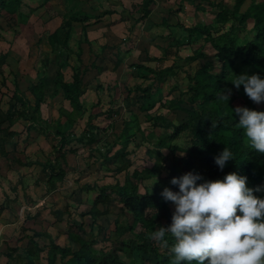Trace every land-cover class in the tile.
I'll use <instances>...</instances> for the list:
<instances>
[{"label": "rangeland", "instance_id": "374dc122", "mask_svg": "<svg viewBox=\"0 0 264 264\" xmlns=\"http://www.w3.org/2000/svg\"><path fill=\"white\" fill-rule=\"evenodd\" d=\"M208 2L213 3L214 6L220 4L231 11L235 0H174L173 2L153 0L148 7L151 14L143 21L139 20L140 14L134 10V5L140 4V0H47L45 3L43 0H24L13 14L0 11V182L2 181L3 184L1 186L17 185L16 182L22 174H26L24 177L31 176L30 180L36 176V179L41 181L40 185H33L30 180L24 181L29 195L30 191L38 192L36 199H39L44 196L42 195L44 192L54 190L44 199L45 204H51L52 211L67 208L73 219L82 222L86 232L88 218H81L79 213L85 211L86 201H91L97 190L86 196L75 190L72 196H69L71 188L85 184L100 186L123 182L125 171L116 174L114 164L109 165L107 169L101 166L98 151L111 155L119 148L123 119L128 116L126 103L123 100L126 96L125 90L132 92L127 104L135 108L136 105L132 102L135 103L133 98L139 94V91L134 88L137 86L143 88L149 82L146 79L149 75L146 68L159 69L177 65L175 71L178 72V69L182 71L180 77H169L160 86L159 96L166 100L177 97L179 92L186 91L188 81L183 72L192 75L206 60L213 61L215 52L203 37L186 44L184 41L187 35L181 29V26L185 28L195 25L211 26V33L214 36L227 31L231 22L216 24L214 12L218 11V7L211 9ZM250 2L251 0H247L240 12H243ZM198 5L204 8V12L196 10L195 7ZM107 10H113L115 13L112 16H103L102 12ZM73 15L96 16L100 19V25L95 29L89 28L87 37L86 32L82 35L85 31L81 28L83 25L68 22ZM103 19L105 20L102 21ZM164 20L167 22L164 23ZM65 23H69V29L65 27ZM251 27L252 20H248V30ZM52 32L57 33L60 41L64 40L68 32L69 50L66 67H62L64 58L52 50L48 41ZM107 45L110 47L108 51L100 50V47L106 48ZM127 49L130 51L125 53ZM195 52L202 54V57H196L193 61L188 60ZM118 58L119 63H117ZM92 63L94 66L91 65ZM95 65H101V70L98 71ZM78 67L83 74V82L86 83V95L83 96L85 111L82 116L77 117L71 132L79 136L86 127L88 116L97 111L105 113L112 102H114L112 107L119 108V113L113 115L111 119L105 116L93 119V124L96 123L101 128L107 127L106 132L101 133L97 137L98 141L91 146H82L73 142L66 146L65 151L69 147L78 148V151L75 154L66 151L64 162L59 156L60 138L55 135V128L58 121L62 123L65 120L61 115V109L70 110V108L61 91L54 93L52 83L60 78L65 82L71 81L72 69ZM41 79L45 80L46 85L43 105L37 120L31 122L18 119L9 126L4 112L15 86L17 85L18 94L27 102L30 108L27 115H30L34 99L29 87ZM174 86L177 89L172 91ZM229 90L231 95L236 88ZM98 100L99 104L95 105ZM237 105L240 106V101L235 100L233 106ZM255 106L261 108L262 103H255ZM157 107L158 105L155 109ZM157 112L165 114L164 116L175 124L185 118L183 111L178 109L159 108ZM99 120L101 122H98ZM138 120L140 127L145 130L146 140L141 143V137L137 134L134 142L127 147L128 158L131 161L128 169L130 171L152 165L145 151L161 132L160 128L150 130L145 113L139 112ZM26 128L29 129L28 132ZM7 129L14 131L15 136L5 137L3 130ZM189 138V133H182L174 141V145L183 148L188 145ZM115 142L117 144L112 147ZM138 143L142 144L141 147H136L135 144ZM166 152L163 150L164 154ZM48 162L51 164L48 169L53 168V173L62 170L64 174L62 181L56 182L55 187L42 184L47 179V172L43 171L42 165ZM167 164H170L169 160ZM119 207L118 203L112 204L108 214L97 219V223L105 229L104 233L109 242H102L95 248L108 247L111 241L117 239L114 220L118 215ZM72 218L63 215L60 227L52 216L51 223H48V226L43 224V227L49 236L56 238L57 235V240L55 239L57 244L76 250L78 244L70 238L67 240L64 233ZM70 229L77 234L81 233L84 239L88 238L79 229L69 228V231ZM128 236L129 234H126L121 239ZM44 255L45 253L41 258L38 257V264H45ZM66 260L67 258L64 261ZM55 264L62 263L57 259Z\"/></svg>", "mask_w": 264, "mask_h": 264}, {"label": "trees", "instance_id": "16d2710c", "mask_svg": "<svg viewBox=\"0 0 264 264\" xmlns=\"http://www.w3.org/2000/svg\"><path fill=\"white\" fill-rule=\"evenodd\" d=\"M23 1L0 0V11L13 14ZM43 1L45 3L47 0ZM152 1L140 0V4L134 5L135 12L140 14L139 20L143 21L150 14L148 7ZM246 1L235 0L231 11L220 4L214 6L213 3H207L211 5V9L218 7V11L214 12L216 24L231 22L227 31L219 35L214 36L211 33V26L195 25L190 28L181 26L184 34L187 35V39L184 41L186 44L202 36L215 52L213 61L206 60L192 75L183 72L188 81L186 91L179 92L177 97L166 100L159 96L160 86L169 77H180L182 71L180 69L178 72L175 71L177 65L159 69L146 68L149 72L146 79L149 82L143 88H138V86L134 88L139 91V94L133 98L135 103L132 102L136 105L135 108L128 106L127 99L132 92L125 90L126 96L123 100L126 103L125 109L128 116L123 119V129L119 137L120 142H118L120 146L111 155L97 150L101 166L107 169L109 165L114 164L116 174L125 171L123 182L100 186L85 184L71 188L69 196L75 190L84 195L97 190L92 200L86 201L85 211L80 213L81 218H88V230L85 232L80 221L70 220L69 225V228L79 229L88 238L84 239L81 233V235L77 234L70 229L71 241L79 246L74 251L67 246L60 247L49 239L47 264H55L57 255L62 264H172L171 254L168 251L171 238L166 234L170 243L169 246H162L159 241L151 238L150 233L153 229L160 226L166 227L171 223L170 218L174 211L172 209L174 204L161 197V190L168 187L177 191L178 186L170 183L171 177H179L188 171L199 174L200 180L197 183L203 180L222 179L226 173L235 171L237 174L247 177L246 186L254 189V195L264 197V153L251 149L242 130L235 123L238 117L235 113L232 115L230 109L234 108L233 103L238 100L240 106L264 110V101L261 102V108H256L255 102L243 92V86L236 88L228 80L232 73H257L264 76V0H251L248 7L240 12ZM195 8L204 12V8L199 5ZM113 13H115L113 10H107L103 11L102 15H112ZM93 18L87 15H73L70 16L68 22L84 24L82 26L84 31L85 25ZM248 20H252V27L249 30L247 28ZM166 22L167 20H164V23ZM65 27L69 29V23H65ZM83 35H85V31ZM67 36L68 32H66L63 41L58 39L56 32H52L48 37L52 50L64 58L62 67L68 65ZM85 40L87 39L85 38ZM196 57L201 58L202 54L195 52L188 60L193 61ZM78 61L80 62L79 59ZM119 62L118 58L117 63ZM216 64L219 65L216 66ZM45 85L46 82L42 79L30 85L29 91L34 99L30 115H27L30 109L27 102L18 94L17 85L15 86L4 112L9 126L18 119L31 122L37 120L44 101ZM52 86L54 93L62 92L64 100L68 102L70 108V110L61 109V115L65 120L62 123L58 121L55 128V135L60 138L61 152H59V156L63 159L66 151L72 154L77 153L78 148L73 147H69L65 151V147L72 142L82 146H91L97 142V137L101 133H105L107 127L101 128L96 123L93 124L92 120L100 116L111 119L113 115H118L119 108L114 109V102H110V108L104 111L105 113L97 111L93 115H89L85 129L79 136H76L71 132V129L76 123L77 117L82 116L85 111L83 95L86 92V83L83 82L80 68L72 69L71 81L65 82L60 78L53 81ZM230 88H236V90L228 95L226 102L219 97V93L227 94ZM176 89L174 86L172 91ZM98 104L99 100L95 105ZM157 105L158 107L155 109ZM183 105L185 107H182ZM159 108L181 110L185 114V118L175 124L169 121L167 116H164L165 114L157 112ZM137 112L145 113L150 130L160 128L161 132L157 134L156 139L145 151L148 159L152 161V165L141 170L130 171L128 169L131 166V161L128 158L127 147L131 142H134L137 134L141 137V143L146 140L145 130L140 127ZM28 130L26 128V132ZM3 131L5 137L15 136L14 131L8 129ZM185 132L190 134L188 145L183 148L174 145V141ZM141 143L135 144L136 147H141ZM116 144L115 142L112 147ZM224 146L233 152L235 159L228 160L223 169H220L214 162V156L219 154ZM163 150L167 151L166 154L163 153ZM168 160L170 164H167ZM49 165L51 166L49 162L42 165L43 171L47 172L45 183L49 187H55L56 182L62 181L64 174L62 170L53 173V168L48 169ZM114 203L120 205L118 215L114 220L117 239L111 241L108 247L97 249L96 245L109 242L104 233L105 229L97 223V219L107 215L109 207ZM64 210L67 211V208ZM66 213L70 217V214ZM126 234L129 236L121 239ZM39 235L35 233V236ZM34 244L37 246V243L34 242ZM29 254L32 256L33 253ZM66 258L67 260L64 261ZM29 259L31 261V257ZM180 264H195V261H181Z\"/></svg>", "mask_w": 264, "mask_h": 264}, {"label": "clouds", "instance_id": "9594fccd", "mask_svg": "<svg viewBox=\"0 0 264 264\" xmlns=\"http://www.w3.org/2000/svg\"><path fill=\"white\" fill-rule=\"evenodd\" d=\"M228 80L236 88L242 85L253 102L264 101V76L241 72ZM229 94L219 97L227 102ZM230 109L251 149L264 153V110L239 105ZM230 159L234 154L226 146L214 156L220 169ZM198 180L199 174L191 171L171 177L178 190L164 187L160 193L174 204L171 223L153 229L151 238L169 246L168 234L172 264H264V197L254 195L247 177L235 171L222 179Z\"/></svg>", "mask_w": 264, "mask_h": 264}, {"label": "crops", "instance_id": "0c3cea01", "mask_svg": "<svg viewBox=\"0 0 264 264\" xmlns=\"http://www.w3.org/2000/svg\"><path fill=\"white\" fill-rule=\"evenodd\" d=\"M171 1L173 2L174 0ZM92 17L94 18L87 23L85 28L87 37L89 28L95 29L97 25H100V19L97 21L96 16ZM106 17H108V15H106ZM104 20L105 19H103L102 21ZM80 24L82 25V23ZM81 28L83 29V27ZM108 48L110 47H100V50L104 49L105 51H108ZM125 51V53H127L130 50L127 49ZM91 65L94 66L93 63ZM100 67L101 65H98L96 69L99 71ZM85 95L86 94H84L83 96ZM25 175L26 174H22L16 182L17 185L14 186L2 187V181L0 182V264H38V257L41 258V255L43 253H45L43 257L45 260V264H47V250L49 239L53 240L56 243L57 235L56 238H53L51 235L49 236V234L45 230V227H43V224L48 226V223H51V217L53 216L55 217L54 222H56L58 226L60 225L61 227L63 215L69 217L66 213L68 211H65L64 208L63 210L59 209L52 211V205L49 203L45 204L44 199L48 195L52 194L51 192H53L54 190H48V193L44 192L42 194L44 196H41L39 199H36V197H38V192L30 191L29 195L24 181L30 180L31 176L24 177ZM36 178L37 177L35 176V178H33V180H30V182L33 185L37 186L41 184V181ZM45 182L46 181H44V183L42 184L46 185ZM29 189H31V187H29ZM69 214V218H72L71 213ZM70 220L75 219L72 218ZM35 233H38L40 235L35 236ZM64 233L66 239L68 240L70 238L69 226ZM34 242L37 243V246L36 244H34ZM29 253H33L32 256ZM30 257L31 261L29 259ZM57 259L60 261L59 256H57Z\"/></svg>", "mask_w": 264, "mask_h": 264}]
</instances>
